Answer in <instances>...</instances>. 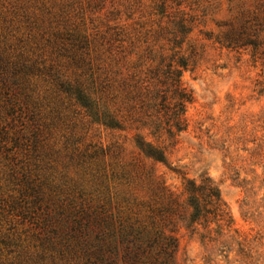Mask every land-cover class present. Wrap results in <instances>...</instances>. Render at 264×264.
Instances as JSON below:
<instances>
[{"label":"trees","instance_id":"obj_1","mask_svg":"<svg viewBox=\"0 0 264 264\" xmlns=\"http://www.w3.org/2000/svg\"><path fill=\"white\" fill-rule=\"evenodd\" d=\"M4 1L9 2L0 8V253H15V264H179L181 224L194 231L203 226L210 240L214 233L221 236L228 213L219 187L211 179L187 180L177 192L155 168L167 162L160 144L176 146L188 129L193 93L182 82V70L190 60L175 49L194 19L180 10L166 14L163 0L155 9L172 18V26L159 23L143 32L142 25L131 32L109 20L87 33L86 9L102 11L106 0H55L56 40L50 37L47 45L84 72L81 82L67 74L56 52L40 61L39 54L22 50L16 34L33 33L36 21L19 0ZM227 40L260 44L257 32L245 25ZM40 76L55 116L35 120L29 117L30 86ZM79 122L123 131L126 141L136 133L137 151L125 142L90 140L77 131Z\"/></svg>","mask_w":264,"mask_h":264},{"label":"rangeland","instance_id":"obj_2","mask_svg":"<svg viewBox=\"0 0 264 264\" xmlns=\"http://www.w3.org/2000/svg\"><path fill=\"white\" fill-rule=\"evenodd\" d=\"M161 1L106 0L102 11L98 8L92 14L86 9L83 28L91 33L94 25H105L109 20L131 32L142 25L143 32L159 23L172 26V18L163 17L155 9ZM8 2L0 0V8ZM19 2L25 5L37 28L33 33L21 29L16 37L23 40L22 50L39 54L41 61L45 54L56 52L47 45V39L57 32L53 24L58 10L56 1ZM167 4L166 14L175 15L180 10L194 19L190 34L175 49L190 60L182 70V82L192 91L193 100L186 108L188 129L181 133L176 146L148 138L166 149L167 162L157 163L155 168L177 192L183 191L187 180L199 184L211 179L219 187L228 213L221 222L222 235L214 233L212 240L204 238L206 229L201 225L196 231L185 224L179 226V264H264V0H167ZM44 6L52 9L51 15L46 14ZM243 25L257 32V48L241 43L229 45L227 36ZM60 59L65 62L67 74L85 81L84 72L68 57L60 54L57 60ZM43 83L40 76L30 86L34 91L29 117L34 114L35 120L55 116L49 100L43 98ZM68 114L72 117L73 110ZM77 131L106 144L125 142L129 151H137L136 133H131L126 141L123 131L84 126L81 122ZM211 229L215 230L216 225ZM15 257V253L3 250L0 264H15Z\"/></svg>","mask_w":264,"mask_h":264}]
</instances>
